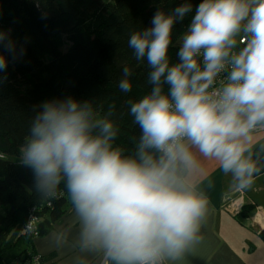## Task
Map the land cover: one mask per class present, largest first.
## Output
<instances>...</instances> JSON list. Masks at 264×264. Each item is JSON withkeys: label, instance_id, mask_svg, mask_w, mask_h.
I'll return each mask as SVG.
<instances>
[{"label": "clouds", "instance_id": "1", "mask_svg": "<svg viewBox=\"0 0 264 264\" xmlns=\"http://www.w3.org/2000/svg\"><path fill=\"white\" fill-rule=\"evenodd\" d=\"M189 13L188 0L170 13L158 9L150 27L128 36L152 85L127 101L140 129L133 156L113 146L114 105L101 114L90 100L72 96L42 102L21 146L34 189L53 198L63 183L80 250L102 255L104 264H163L201 239L209 201L193 179L200 168L193 148L231 174L237 191L251 189L260 171L245 153L253 130L264 126V0H202L173 63L174 26ZM5 41L0 32V45L11 51L14 42ZM7 63L0 51V72ZM226 65L227 83L209 92ZM132 75L125 65L121 93L132 91Z\"/></svg>", "mask_w": 264, "mask_h": 264}, {"label": "trees", "instance_id": "2", "mask_svg": "<svg viewBox=\"0 0 264 264\" xmlns=\"http://www.w3.org/2000/svg\"><path fill=\"white\" fill-rule=\"evenodd\" d=\"M185 0H0V32L14 42L9 51L0 45L7 68L0 72V264L35 255L33 240L51 232L68 202L63 183L53 198L33 186L31 169L20 162V149L31 119L44 101L72 96L90 100L118 129L114 147L133 156L140 129L128 113L129 99L148 94L150 69L137 62L127 47L132 31L151 26L159 9L170 13ZM173 30L170 60L178 61L175 47L202 0ZM132 70L130 93L117 87L122 68ZM202 66V65H201ZM168 86H164L167 92ZM159 155L158 153L156 154ZM264 174V141L249 155ZM244 208L242 215L246 216ZM30 216L38 218L37 236L23 234ZM264 242V231L260 234ZM43 261V258H42Z\"/></svg>", "mask_w": 264, "mask_h": 264}, {"label": "crops", "instance_id": "3", "mask_svg": "<svg viewBox=\"0 0 264 264\" xmlns=\"http://www.w3.org/2000/svg\"><path fill=\"white\" fill-rule=\"evenodd\" d=\"M239 40V37H237ZM180 38L175 47L179 48ZM248 157L264 141V130L251 133ZM199 161V172L193 178L197 191L209 201L201 224V239L176 260L168 264H264V174L255 177L251 189L237 191L231 174L225 175L217 161L206 159L193 148ZM246 216L242 215L244 208ZM78 226L67 205L64 214L47 235L33 240L34 251L43 264H100L102 255L82 252L79 248Z\"/></svg>", "mask_w": 264, "mask_h": 264}, {"label": "built area", "instance_id": "4", "mask_svg": "<svg viewBox=\"0 0 264 264\" xmlns=\"http://www.w3.org/2000/svg\"><path fill=\"white\" fill-rule=\"evenodd\" d=\"M239 47H243V45H239ZM229 71H230V68L226 65L225 70L222 71L220 74H218L215 82L209 88V92H212L215 89L222 88L223 85L227 83V76H228ZM257 129H261V130L263 129L264 130V126H257L254 130H257ZM37 223H38V218L35 216H30V218H29L27 224L25 225L22 233L28 234V235L35 238L37 236V231H36ZM12 264H43V261H42L41 256L35 254V255H29V256L21 259L20 261L13 262ZM100 264H104V258ZM163 264H168V263L166 261H164Z\"/></svg>", "mask_w": 264, "mask_h": 264}]
</instances>
